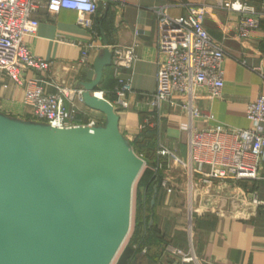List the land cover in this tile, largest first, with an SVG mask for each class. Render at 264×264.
Here are the masks:
<instances>
[{"label": "crops", "instance_id": "0c3cea01", "mask_svg": "<svg viewBox=\"0 0 264 264\" xmlns=\"http://www.w3.org/2000/svg\"><path fill=\"white\" fill-rule=\"evenodd\" d=\"M124 1L123 5L99 3L93 16L97 31L93 38L87 28L77 23V11L61 9L57 12L47 0H34L36 7L32 16L39 21V26L36 33L25 37V43L33 54L51 61V68L25 70L22 85L0 72V112L33 120L31 107L25 102L27 79H37L47 92L56 90L53 84L83 89L85 83L95 78V62L106 50L115 45H133L137 59L132 67L120 69V76L131 79L132 91L128 94L129 107L118 110L119 127L131 143L147 129L155 130L153 155L136 180L135 224L129 233V242L137 233L132 245L138 255L136 263L179 264L177 259L168 260L167 257L168 247L173 246L194 255L196 261L191 264H264V160L259 177L253 181H215L211 187L203 183L191 189L187 179L184 182L179 178L184 174L183 169L172 158L158 154L162 144L176 155H186L187 115L181 107L169 102H162L159 108L151 104L161 58L157 49V11L177 17L202 6L205 28L226 52L223 61L225 84L220 96L196 101L201 114L195 123L200 129L216 125L250 127L246 117L247 103L264 94V14L261 27L250 36L241 37L242 13L229 7L235 0ZM239 1L257 11L264 6V0ZM89 41L95 46L90 48L84 65L80 59ZM116 84L111 64L103 68L96 91L114 101ZM200 93L205 94L204 90ZM77 104L79 120L96 119L99 124L104 123L102 112L85 103ZM143 124L146 128L141 130L139 126ZM147 169L157 171L158 177V188L151 194L144 184ZM165 179L166 186L162 185ZM253 199L262 203L256 204ZM154 256L159 259L152 263L150 259Z\"/></svg>", "mask_w": 264, "mask_h": 264}, {"label": "water", "instance_id": "95a60500", "mask_svg": "<svg viewBox=\"0 0 264 264\" xmlns=\"http://www.w3.org/2000/svg\"><path fill=\"white\" fill-rule=\"evenodd\" d=\"M112 60L106 50L83 86L103 124L59 128L0 112V264H113L119 252L115 264L138 260L122 246L145 160L118 110L94 93Z\"/></svg>", "mask_w": 264, "mask_h": 264}, {"label": "built area", "instance_id": "2783aa9c", "mask_svg": "<svg viewBox=\"0 0 264 264\" xmlns=\"http://www.w3.org/2000/svg\"><path fill=\"white\" fill-rule=\"evenodd\" d=\"M47 1L57 12L61 9L77 11V23L87 28L93 38L97 36L93 16L99 3H125L124 0ZM35 7L34 0H0V72L7 73L19 85L24 83L22 73L25 70L46 71L51 68V61L33 54L25 43V37L36 33L39 26V21L32 16ZM229 7L242 13L239 24L241 37H248L261 27L264 6L257 11L254 7L235 0ZM157 12V49L161 58L158 61L157 87L151 104L159 108L162 102H169L181 107L187 115L186 155H176L162 144L158 154L172 158L183 169L191 189L198 188L203 183L211 187L215 181L224 183L257 179L264 160V94L247 103L246 117L251 123L250 127L216 125L198 128L195 120L201 113L196 101L199 98L221 95L225 84L223 61L226 52L202 22L204 7H196L194 11L177 17ZM94 46L93 41L85 44L81 64H87L89 50ZM111 49L117 84L114 89L115 100H108L117 110L127 109L132 82L130 78L120 76V69L132 67L137 54L133 45H115ZM25 85V102L31 107L33 120L59 128L79 125L93 127L99 124L96 119L83 122L77 118V102L84 103L82 88L53 84L56 90L47 92L35 78L27 79ZM201 90H204L205 94L200 93ZM94 93L105 97L102 92ZM209 117L212 118L213 115ZM139 128L143 130L146 125H140ZM138 155L144 159L143 153ZM159 168H162V165H159ZM162 185H167L166 179L162 180ZM253 201L256 204L262 203L257 199ZM168 249L180 257L182 263L195 260L194 255L181 249Z\"/></svg>", "mask_w": 264, "mask_h": 264}, {"label": "trees", "instance_id": "16d2710c", "mask_svg": "<svg viewBox=\"0 0 264 264\" xmlns=\"http://www.w3.org/2000/svg\"><path fill=\"white\" fill-rule=\"evenodd\" d=\"M135 146V151L138 153H142L143 151H146L148 155H146L145 152H143V157L146 162L149 163L150 161V155H153L154 152V145H155V130L150 128L147 129L144 133L140 134L139 137L132 143ZM145 180L144 184H146L148 192L151 194L154 192L155 188H158V177H157V171L147 169L145 171ZM148 204L150 205V202L148 201ZM152 207H150V214L152 213ZM137 234V233H136ZM136 234L133 239L130 240L129 244L133 245L136 239ZM148 243V241H145L144 243ZM158 256H154L151 260V262H157ZM137 264V263H135Z\"/></svg>", "mask_w": 264, "mask_h": 264}, {"label": "rangeland", "instance_id": "374dc122", "mask_svg": "<svg viewBox=\"0 0 264 264\" xmlns=\"http://www.w3.org/2000/svg\"><path fill=\"white\" fill-rule=\"evenodd\" d=\"M132 146L135 148V146L132 144ZM145 167H146V165H145ZM176 170V169H175ZM175 172V171H174ZM172 173H173V171H172ZM184 175V174H183ZM179 176V178L180 179H182L184 182L186 181V176ZM136 190H137V182L135 183V185H134V193H133V212H132V228H131V231L133 230V227H134V224H135V207H136ZM129 236H130V234L128 235V238H127V240L125 241V243H124V245H123V247L127 244V243H129ZM171 247H173V246H170V248ZM169 248V247H168ZM173 248H177V247H173ZM179 249V248H178ZM184 252H186V251H184ZM186 253H188V251L186 252ZM119 254H120V252H119ZM119 254H118V256H119ZM167 254V257H168V260H170V259H174V260H176L177 259V261L179 262V264H191L193 261H190V262H188V263H182V261H180L179 259H181L180 257H178V256H176L175 254H173V253H171V251H169V249H168V253H166ZM118 256L116 257V259H115V261L113 262V264H115V262H116V260H117V258H118ZM195 261V260H194ZM169 263H171V262H169ZM141 264H146L145 262H143V263H141Z\"/></svg>", "mask_w": 264, "mask_h": 264}, {"label": "bare ground", "instance_id": "6f19581e", "mask_svg": "<svg viewBox=\"0 0 264 264\" xmlns=\"http://www.w3.org/2000/svg\"><path fill=\"white\" fill-rule=\"evenodd\" d=\"M133 193H134V187H133ZM133 193H132V211H131V225H130V231H131V228H132V212H133ZM130 231H129V233H130ZM127 238H128V236H127ZM127 238H126V240H127ZM125 240V241H126ZM125 243V242H124ZM124 243H123V245H124ZM123 247V246H122Z\"/></svg>", "mask_w": 264, "mask_h": 264}, {"label": "flooded vegetation", "instance_id": "af4514ba", "mask_svg": "<svg viewBox=\"0 0 264 264\" xmlns=\"http://www.w3.org/2000/svg\"><path fill=\"white\" fill-rule=\"evenodd\" d=\"M135 263H136V262H132V261H131L129 264H135Z\"/></svg>", "mask_w": 264, "mask_h": 264}]
</instances>
